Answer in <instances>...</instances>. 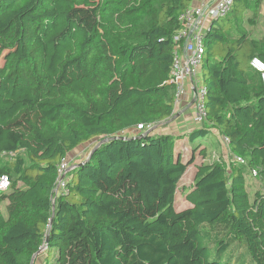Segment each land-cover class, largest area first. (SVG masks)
Wrapping results in <instances>:
<instances>
[{
	"label": "trees",
	"instance_id": "16d2710c",
	"mask_svg": "<svg viewBox=\"0 0 264 264\" xmlns=\"http://www.w3.org/2000/svg\"><path fill=\"white\" fill-rule=\"evenodd\" d=\"M198 1L138 0L120 17L126 0H0V264L44 247L34 264H264V87L250 66L264 37L228 18L264 0H235L206 33V118L188 136L200 154L186 163L185 136L146 132L176 114L174 38ZM223 136L245 165L209 158ZM114 137L54 194L72 150ZM180 188L192 207L177 211Z\"/></svg>",
	"mask_w": 264,
	"mask_h": 264
},
{
	"label": "built area",
	"instance_id": "2783aa9c",
	"mask_svg": "<svg viewBox=\"0 0 264 264\" xmlns=\"http://www.w3.org/2000/svg\"><path fill=\"white\" fill-rule=\"evenodd\" d=\"M234 2L235 0H201L199 6L190 8L180 17L182 28L174 38L176 44L175 58L169 83L176 86L175 112L180 106L188 87L191 88L195 99V120L199 124L203 123L206 118L204 101L205 89L197 76V72L201 69L205 56L206 33L213 21L228 16L234 6ZM181 41H183L182 46L179 44ZM182 47L186 51L185 60H183L179 54V50ZM250 66L259 74L260 82L264 87V62L255 57L252 58ZM220 140L229 150V139L223 136ZM230 160L236 161L242 165L246 163L243 158L232 156V154H230ZM230 160L228 162H230ZM69 172L70 169L64 161L59 168L57 196L59 193L65 192L64 178ZM257 176L256 170H250V178H256ZM10 184L8 176H0V193H7L10 189Z\"/></svg>",
	"mask_w": 264,
	"mask_h": 264
},
{
	"label": "rangeland",
	"instance_id": "374dc122",
	"mask_svg": "<svg viewBox=\"0 0 264 264\" xmlns=\"http://www.w3.org/2000/svg\"><path fill=\"white\" fill-rule=\"evenodd\" d=\"M137 1L138 0H126L125 5L122 6V8H121L120 17H123L125 15V13L128 11V9L133 4H135ZM228 18L231 21V25H232L234 32H237L239 30H245V31L249 32L253 38L264 37V1H263V4L261 5V7L258 9L257 13H254L253 10L252 11L249 10L245 13L244 17H242L241 19H237L236 17L232 16V14H230V16ZM2 65H3V58L1 56L0 57V67ZM197 76H198V80L200 82H202V71L201 70H199L197 72ZM173 125H174V123L167 125V124H163V122H162V123L156 125L158 127H154V129L150 128L146 132H148L149 130H152L151 132H155V131H159L162 129L165 132L166 131L165 129L167 127H168V130H170V128ZM141 131H143V129L139 128V129L132 130L129 132H130V134H133V133L138 134ZM175 137H181V136L178 135ZM185 142H178L177 143L176 152H177V154H180L183 157L184 162L190 163L192 160V155H193L194 151L198 155L200 154L201 151H198L196 148H194L192 145H190V143H187V139ZM99 143L100 142H92L88 145H85V146L79 147L75 150H72L68 154L67 158L65 159V162L68 165V168L70 169L73 166L78 165L79 162L83 161ZM208 144L212 148V151L209 150L210 152H212L211 155H209V158H214V159L221 158L227 162L230 160V153L228 152V150L225 149L226 151L222 152V150L219 149L221 146H219V148H218L217 146L219 144L218 143L216 144L214 141H208ZM215 146H216V148H215ZM203 148L204 147H202V149ZM198 155L196 156V158H197L196 161H201V159L198 157ZM195 168H196L195 164H190L188 171L186 173V176H185V180L183 181L182 185L189 187L193 183V179H194L193 176L195 173ZM248 183L250 185H252L253 188L261 185V182L257 178L250 179V181H248ZM6 206H7V203L2 205V210L4 211V213H7ZM189 206H190V204L186 201V193H183L182 189L180 188L178 190V193L176 196V209H177V211H182V210L187 209ZM42 260H43V258L40 259V261H42Z\"/></svg>",
	"mask_w": 264,
	"mask_h": 264
},
{
	"label": "crops",
	"instance_id": "0c3cea01",
	"mask_svg": "<svg viewBox=\"0 0 264 264\" xmlns=\"http://www.w3.org/2000/svg\"><path fill=\"white\" fill-rule=\"evenodd\" d=\"M200 1L201 0L196 2L195 5L199 6ZM179 54L182 57V59L185 60L186 51L183 47L179 50ZM194 102H195L194 93L192 92L191 88L188 87L186 94L182 98V102H181L180 106L176 109V114H178L180 112L182 115L179 116L178 118H176L174 121L169 123V124L174 123V125L170 128V130H168V127H167L165 129L166 130L165 132L163 129L161 132H163L165 134L172 135V136H178V135L185 136L184 139H182L178 142H185L187 139V143H189L188 142L189 134L195 128H197L199 126V123H197V121L195 120V108H194L195 103ZM169 124H167V125H169ZM216 142H218V144L221 145L220 148H219V146H217V147L219 149H221L222 152H225L226 150H228V148H226L223 145V143L221 141H219V139H217ZM228 152H229V150H228ZM190 207H192L191 204L188 208H190Z\"/></svg>",
	"mask_w": 264,
	"mask_h": 264
},
{
	"label": "water",
	"instance_id": "95a60500",
	"mask_svg": "<svg viewBox=\"0 0 264 264\" xmlns=\"http://www.w3.org/2000/svg\"><path fill=\"white\" fill-rule=\"evenodd\" d=\"M211 24H212V23H211ZM211 24H210V27H211ZM192 105H193V104H192ZM181 115H182V114L179 112L178 114H175L170 120H168V121H166V122H163V124H169L170 122L174 121L176 118H178V117L181 116ZM154 127H158V126H154ZM154 127H153L152 129H154ZM151 131H152V130H149L148 132H151ZM148 132H147V133H148ZM117 139H120V138H119V137H114V138H108V139H105V140L101 141V142H100V143H99V144L93 149V151L89 154L88 157H91V155L94 153V151H95L98 147H100L101 145H103V144H105V143H107V142H109V141H111V140H117ZM123 139H124V138H123ZM88 159H89V158H87L86 161H88ZM83 165H84V162L81 163V164H78V165H76V166H73L72 168H70V171H72L73 169H75V168H77V167H79V166H83ZM57 193H58V186H57V188H56L55 191H54V194H56V196H57ZM47 243H48V242H47ZM45 249H46V247L42 248V249L40 250V252H38V253L33 257L32 264H34L35 261H36V259L44 253Z\"/></svg>",
	"mask_w": 264,
	"mask_h": 264
}]
</instances>
